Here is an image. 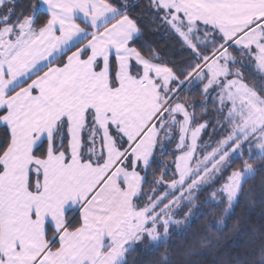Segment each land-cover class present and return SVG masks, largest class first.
<instances>
[{"label":"snow or ice","instance_id":"1","mask_svg":"<svg viewBox=\"0 0 264 264\" xmlns=\"http://www.w3.org/2000/svg\"><path fill=\"white\" fill-rule=\"evenodd\" d=\"M260 169L264 0H0V264H129Z\"/></svg>","mask_w":264,"mask_h":264},{"label":"trees","instance_id":"2","mask_svg":"<svg viewBox=\"0 0 264 264\" xmlns=\"http://www.w3.org/2000/svg\"><path fill=\"white\" fill-rule=\"evenodd\" d=\"M26 3L27 0H16V11H21ZM142 42L156 47L166 59L177 63L182 59L180 47L174 45L162 29L145 27ZM246 79L250 84L259 83L252 71L246 72ZM193 94L197 100L201 99L195 86ZM170 159L167 155L163 157L165 163ZM260 163L257 160L254 166ZM221 208L222 206L206 205V211L211 209L209 215L191 219L183 230L174 229L173 236L166 245L159 242L138 247L128 255L129 264H159L165 254L172 257L171 264H186L177 261V255L182 249L194 253L187 257V261L193 264H256L259 249L264 246V169L247 180L238 202L224 215L223 225L219 224ZM210 223L211 229L208 228ZM206 233L211 246L201 242ZM253 253L256 255L253 256Z\"/></svg>","mask_w":264,"mask_h":264},{"label":"rangeland","instance_id":"3","mask_svg":"<svg viewBox=\"0 0 264 264\" xmlns=\"http://www.w3.org/2000/svg\"><path fill=\"white\" fill-rule=\"evenodd\" d=\"M156 243H159V242H155V243H153V244H156ZM144 245H142V247H143ZM140 247V246H139Z\"/></svg>","mask_w":264,"mask_h":264},{"label":"crops","instance_id":"4","mask_svg":"<svg viewBox=\"0 0 264 264\" xmlns=\"http://www.w3.org/2000/svg\"><path fill=\"white\" fill-rule=\"evenodd\" d=\"M16 1V0H15Z\"/></svg>","mask_w":264,"mask_h":264}]
</instances>
